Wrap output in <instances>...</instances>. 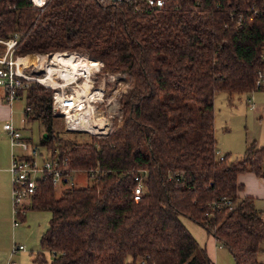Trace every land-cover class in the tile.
<instances>
[{"label":"trees","instance_id":"trees-1","mask_svg":"<svg viewBox=\"0 0 264 264\" xmlns=\"http://www.w3.org/2000/svg\"><path fill=\"white\" fill-rule=\"evenodd\" d=\"M139 4L143 10L109 0H0V39L17 38L14 56L76 51L130 82L119 97L116 128L84 142L64 139L54 127L59 115L50 87L32 81L26 88L25 117L45 122L41 144L49 155L67 157L93 178L60 194L50 178L39 182L28 210L51 212L40 242L51 264H216L186 216L235 264H264L257 258L263 212L254 197L239 195L238 181L247 171L264 176V145L251 143L234 161L229 153L220 159L214 128L215 95L253 91L264 68V0ZM5 47L0 42V51ZM38 256L46 260L44 252Z\"/></svg>","mask_w":264,"mask_h":264},{"label":"rangeland","instance_id":"rangeland-1","mask_svg":"<svg viewBox=\"0 0 264 264\" xmlns=\"http://www.w3.org/2000/svg\"><path fill=\"white\" fill-rule=\"evenodd\" d=\"M40 1V0H38ZM3 43V42H2ZM2 52V51H0ZM62 53L82 54L80 56L88 55L76 51H64ZM27 55H36L30 58L35 62H29L25 71L26 73L33 74V76H46L47 83H65L62 87V92L65 91L68 94L76 95L78 89H83L84 76L78 77V75L70 76L66 78V73H62L58 69V64L52 61V53L41 54V53H29ZM25 55V56H27ZM84 57V56H83ZM90 58V57H89ZM54 59V58H53ZM68 59V58H67ZM101 62L100 66L94 67L89 75L90 88L89 95L83 97L86 101L83 104H87V107L83 109L74 108L73 112L77 114L82 110L80 114L87 117L88 126L83 127L79 130H72L67 125L64 115H59L55 128L59 129L60 134L65 138L78 140L81 142L91 140V135L100 138L111 133L116 125L121 121L122 111L119 104L120 95L127 91L130 86L128 76L126 73L120 71L115 72L110 69H102L103 63L100 60L91 58ZM68 61H70L68 59ZM40 62V63H38ZM53 62V63H52ZM52 63L53 70L52 79L55 78L57 81L53 82L49 77L50 70L46 71L45 66ZM85 67V66H84ZM50 69V67H49ZM76 73L78 69H75ZM47 72V73H46ZM44 79V80H45ZM37 84L36 82H29L25 89L23 88L22 95L13 104V123L16 127H19L23 134L30 137L34 143L42 146L44 156H49V152L46 146L41 144L42 137L47 131L45 122L42 119H26L25 109L27 106V90L30 86ZM92 87V89H91ZM0 89L4 87L0 85ZM52 89V88H51ZM53 95H54V89ZM58 90V89H57ZM61 90V89H59ZM96 91V92H95ZM88 92V93H89ZM104 93L103 96L101 94ZM87 111V112H86ZM86 112V113H85ZM53 114L54 111H53ZM56 115V114H55ZM11 119V118H10ZM9 119V120H10ZM74 123V122H73ZM70 124V123H69ZM75 125V123L73 124ZM72 127V126H71ZM214 128L215 136L217 138L218 147L226 148V152H230L229 160L234 161L236 158L241 157L245 154L247 147L251 143H255V146L261 147L264 145V89H254L249 92H236L230 95L228 92H218L215 95L214 100ZM220 151H222L220 149ZM42 161V158H39ZM93 178L90 177L86 171L79 170L75 173V183L78 186H85L92 184ZM60 194V190H58ZM263 211H264V204ZM26 221L20 223L17 226V242L25 244L28 252L34 250L35 252L40 250L45 253L47 258L51 256L49 250L45 249L40 238L42 232L48 227V223L51 217V212L48 210L29 209L26 211ZM14 219V218H13ZM22 217L20 216V220ZM182 221L195 236L201 246H204L211 254L213 245L215 243L214 235L209 232L201 224L191 220L186 216H181ZM218 248L220 261L215 262L216 264H235L232 254L227 250ZM24 252L16 254L15 258ZM30 254H32L30 252ZM258 260L264 263V243L262 250L257 255Z\"/></svg>","mask_w":264,"mask_h":264},{"label":"built area","instance_id":"built-area-1","mask_svg":"<svg viewBox=\"0 0 264 264\" xmlns=\"http://www.w3.org/2000/svg\"><path fill=\"white\" fill-rule=\"evenodd\" d=\"M31 1L37 6H41L45 2V0H42L40 3L34 0ZM109 1L118 4L134 3L136 11L143 10L139 2L144 3L147 7L160 6L164 3V0ZM0 42L6 45L4 51L0 54V85L6 90L5 100L9 105L12 106L19 98L20 89L25 88L31 81H38L42 85L54 89L52 100L53 111L56 115H64L69 128L72 130H79V128L82 129L85 126L87 128V117L82 116L80 114L81 112L77 114L73 112V109L79 104L78 100L75 99L76 95L68 94L65 91L62 92V87L65 86V83H62V85L59 82L58 84L47 83L43 80L45 76H33V74L26 73L25 69L28 64L31 63H19L18 59L24 56H14L13 52L17 44L16 37L8 40L0 39ZM261 59L264 62V46L261 51ZM81 76H84V74L78 75V77ZM254 89H264V68H260L257 71ZM103 95L104 93L101 94V96ZM73 122L75 125H73ZM4 129H6L9 134L12 148H19L22 151V154L13 153L10 166L12 175L11 198L14 218L13 225L17 227L22 221L20 220V215L26 214L32 197L37 193L38 185L41 180L50 178L55 188L62 190L66 186L76 184L75 173L77 170L69 165V159L67 157H60L59 155L54 157L50 155L44 156L42 146L34 143L30 137H26L12 121H7L4 124ZM217 155L220 159L224 158V154L219 150H217ZM39 158H42V161H39ZM136 178L138 179V184L134 188V197L136 200H139L144 193L143 176H137ZM221 202L225 205H230V207H232L233 204L230 199L225 197L222 198ZM26 249L25 244L15 242L11 249L10 258L5 263L0 264H19L18 261L14 259V256L18 252L25 251Z\"/></svg>","mask_w":264,"mask_h":264},{"label":"crops","instance_id":"crops-1","mask_svg":"<svg viewBox=\"0 0 264 264\" xmlns=\"http://www.w3.org/2000/svg\"><path fill=\"white\" fill-rule=\"evenodd\" d=\"M35 55H29L25 59L30 62V58H33ZM33 61V59L31 60ZM6 90L0 89V263H5L11 254L12 246L17 242V231L13 225V205H12V175L10 171L11 160L13 153L22 154L21 149H13L10 143V137L6 129H4V124L7 121H13V105H9L5 100ZM11 118V119H10ZM10 119V120H9ZM19 128V127H18ZM20 129V128H19ZM21 130V129H20ZM27 137V136H26ZM218 147V142H217ZM223 154L229 153L226 152V148H219L218 150ZM244 156V155H243ZM241 156V157H243ZM238 157L236 159H240ZM263 170H264V161H263ZM238 181L243 185L239 191V195L252 196L255 199V204L258 209H263L264 204V176L258 175L255 172L247 171L240 173L238 175ZM263 218H264V211ZM26 221V215L22 222ZM19 226V225H18ZM45 231V230H44ZM43 233V232H42ZM220 246H222L220 244ZM219 244L215 239V243L210 254V257L214 262L220 261V256L218 253ZM226 249L225 247H221ZM208 251V250H207ZM23 254L19 255L18 258H15L19 264H51L52 254L44 262L41 261L38 254L42 251L31 250L28 252V249ZM18 252V253H20ZM17 253V254H18ZM45 254V253H44ZM209 254V253H208Z\"/></svg>","mask_w":264,"mask_h":264},{"label":"bare ground","instance_id":"bare-ground-1","mask_svg":"<svg viewBox=\"0 0 264 264\" xmlns=\"http://www.w3.org/2000/svg\"><path fill=\"white\" fill-rule=\"evenodd\" d=\"M34 1L39 2V3L42 2V0H40V1L34 0ZM80 55H82V54H75L74 53L71 55L70 53L64 54V53L54 52V53H52V56L54 58V59L52 58V61L55 62V65H56V63H60V64H58V66H60V67H58V69L61 70L62 73L67 74L66 77L64 78L65 80H66V78L67 79L70 78V76L75 77L76 75L85 74V80L83 81V85H84L83 87L84 88L78 89L77 94L75 96V99L78 100V102H79V104L77 105V108L84 110L87 107V104H85V105L83 104V101H86L85 99H83V97L85 96V94L86 95L90 94V93H88L89 88H90V82H89L90 79L88 78L89 77L88 74H90L92 72V69L94 67L100 66L101 62H97L95 60H90L91 58L86 57L85 55H83L84 57L80 56ZM28 56H24V57L18 59V62L19 63L29 62L25 59ZM67 58L70 61H68ZM30 62H35V61L33 60ZM38 63H40V62H38ZM52 63H49L45 66L46 71L50 70V72H48L50 75L47 79H52V75L56 73V72L53 73V70H55V69H54V67H52V65H53ZM49 67H50V69H49ZM75 69H78L77 73H76ZM69 74H70V76H68ZM47 75L45 77L42 76V77H44L43 80L47 77ZM52 80H53V82L57 81L55 78H53ZM44 81L46 82V79ZM58 82L59 81H57L56 84H58ZM52 84H55V83H52ZM83 110L81 112H84Z\"/></svg>","mask_w":264,"mask_h":264},{"label":"water","instance_id":"water-1","mask_svg":"<svg viewBox=\"0 0 264 264\" xmlns=\"http://www.w3.org/2000/svg\"><path fill=\"white\" fill-rule=\"evenodd\" d=\"M47 135H48L47 133L44 134V136H46V137H47Z\"/></svg>","mask_w":264,"mask_h":264}]
</instances>
